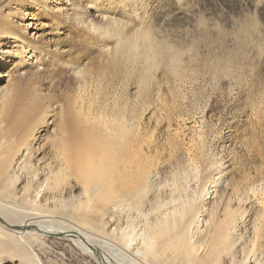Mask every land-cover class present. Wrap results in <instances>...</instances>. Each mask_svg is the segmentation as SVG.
Segmentation results:
<instances>
[{"label":"rangeland","instance_id":"rangeland-1","mask_svg":"<svg viewBox=\"0 0 264 264\" xmlns=\"http://www.w3.org/2000/svg\"><path fill=\"white\" fill-rule=\"evenodd\" d=\"M2 27L19 38L0 32V93L9 83H20L22 101L77 91L106 116L118 115L136 129V160L184 168L190 188L203 187V207L214 200L220 219L223 209L241 217L240 238L220 264H264V0H0ZM101 31L120 33L122 42L148 32L166 56L146 59L138 46L136 56L115 62L108 49L114 43ZM66 63L82 66L81 79ZM52 102L58 112L61 98ZM209 215L196 214L192 240ZM48 220L72 225L61 214ZM84 230L106 242L117 264H157L143 260L133 241L129 248L112 239L106 227ZM31 243L43 264H98L61 235Z\"/></svg>","mask_w":264,"mask_h":264},{"label":"bare ground","instance_id":"bare-ground-1","mask_svg":"<svg viewBox=\"0 0 264 264\" xmlns=\"http://www.w3.org/2000/svg\"><path fill=\"white\" fill-rule=\"evenodd\" d=\"M4 28L1 34L18 40ZM118 34L100 33L113 41L108 49L115 62L124 54L136 56L138 46L146 59L166 56L148 32L135 31L125 42ZM17 48L19 55L26 49L22 44ZM66 67L79 77L82 66ZM9 84L0 93L6 107L0 109V264H43L31 240L50 235L73 241L98 264H117L115 256L109 257L115 253L106 254V242L93 240L84 230L89 226L98 232L106 227L126 247L133 241L143 260L157 264H220V255L240 238L241 217L223 209L220 219L214 200L209 209L203 207V187L191 189L184 168L135 159L141 153L136 129L118 115L106 116L77 91L69 98L41 94L22 101L20 83ZM60 98V111L54 112L52 101ZM40 128L46 130L37 135ZM205 210L210 212L205 231L192 240L191 225ZM55 214L65 215L72 225L50 222Z\"/></svg>","mask_w":264,"mask_h":264}]
</instances>
